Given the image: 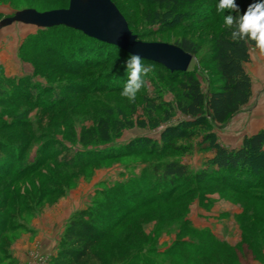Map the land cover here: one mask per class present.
<instances>
[{"label": "rangeland", "instance_id": "374dc122", "mask_svg": "<svg viewBox=\"0 0 264 264\" xmlns=\"http://www.w3.org/2000/svg\"><path fill=\"white\" fill-rule=\"evenodd\" d=\"M68 1L0 0V53L9 57L7 66L0 65L18 83V89L9 92L10 103H0L6 109L0 111V139L22 156L19 167L27 159H35L36 149L44 146V163L37 171L20 177L11 172L0 182V264H48L60 248L70 217L77 210L94 209L100 202L108 204L110 194L115 217L126 215L97 243L98 256L87 264H264V173L256 178L260 187L251 190L254 198L221 190L209 179L192 180L181 183L177 193L184 194L180 198L152 200L134 211L159 190L151 165L178 159L190 171H197L212 149L211 142L203 143L204 133L212 132L221 142H236L242 132L237 124L245 129L251 112L243 114V106L222 124L209 120L206 106L200 120L182 115L175 107L178 75L155 61L143 63L152 69L132 103L120 95L127 79L122 65L125 57L111 58L104 66L78 73L51 68L47 58L63 65L61 55H70L64 39L69 33L43 32L40 27L6 23L5 19L35 6L67 7ZM111 1L142 41L172 43L180 36L199 41L201 50L192 55L187 70L200 81L203 93H208L218 73L201 57H207L211 34L223 26L221 15L200 22L185 17L179 25L161 27L151 18L162 12L155 4L139 8L132 0ZM216 3L193 0L180 9L191 14L207 9L210 15L216 12ZM33 36H40L39 44ZM115 68H120L118 77H105L104 84L90 82ZM80 81L86 82L82 91L75 88ZM40 101L52 110H41ZM24 110L28 113L22 115ZM22 119L40 132L23 151L17 134L20 126L8 125ZM93 129L98 136H92ZM104 130L107 141L98 138L104 137ZM205 144L210 146L208 150ZM87 150L90 152L84 153ZM97 151L122 153L84 164ZM77 154L82 160L78 161ZM254 161L259 168L264 164L262 155ZM101 223L107 227L112 221Z\"/></svg>", "mask_w": 264, "mask_h": 264}, {"label": "trees", "instance_id": "16d2710c", "mask_svg": "<svg viewBox=\"0 0 264 264\" xmlns=\"http://www.w3.org/2000/svg\"><path fill=\"white\" fill-rule=\"evenodd\" d=\"M132 1L135 3L136 7L139 8L150 7L154 4L162 8L161 13L156 12L151 17L154 22L159 23L161 27L179 25L185 17H192L194 20L197 19V21L200 22L205 19L212 20L220 15L216 12L207 15L209 14L207 9L206 11L192 14L180 9L184 4H189L193 0ZM236 3L240 6L241 12H243L248 4L252 3V0H236ZM32 8L38 11H44L63 7L51 5L48 8H38L36 6ZM119 11L121 12L120 9ZM227 11L228 10H226V12ZM121 14L124 16L123 12H121ZM124 18L126 19L125 16ZM126 21L130 30L133 32L128 20ZM219 29V32L211 34L207 57H201L203 61L212 63L214 69L218 73L206 95L201 89L200 81L188 70L172 72L163 65L158 64L172 75H178L174 81L177 88L175 107L182 115L200 120L205 114L204 107L206 106L209 112V120L217 124H222L232 114L246 105L251 98V77L245 70L244 64L250 61L249 50L250 47L254 46L253 42L250 41H233L230 37L231 30L226 29L224 26ZM41 30H43V32L62 31L64 33L63 35L67 32L69 33L63 38L66 39L69 44L67 48L69 49L70 55H61L64 60L63 65L53 58H47L51 64V68L56 67L64 69L65 71L78 73L80 70L104 66L108 64L111 58L118 59L129 55L114 45L101 42L83 34L81 31L64 25L41 28ZM32 38L33 41L35 40V44H39L36 41H40L38 39L40 36H33ZM172 43L178 45L192 55L198 54L201 50L200 42L188 36H180ZM31 45L32 44H30V46ZM24 46L25 44H23V46L21 45L20 50ZM39 49L40 47L37 50ZM36 54L39 55L40 53L36 52ZM146 61L151 60L142 59V63ZM119 71L120 68H115L111 71L101 73L90 82L98 81L100 84H104L107 80L105 77L111 78L113 75L118 77L119 74L117 75V73H119ZM15 80L16 79L13 77L5 75L0 65V103L4 101L10 103L9 99L11 98L9 92H14L18 89V83H15ZM112 81L116 82L115 80ZM75 86H77L75 88H80L82 91L86 88V82L80 81ZM24 100L25 103L28 104V96H26ZM40 102L42 104L40 105L41 110H46L47 112L52 110L50 105L43 101ZM2 110L6 109L0 106V111ZM27 113V110H24L21 114L25 115ZM22 120L23 121H18L17 123L13 120L11 124H8L10 126L9 128L17 126L21 128L17 133L21 138V151L27 149L30 141L36 140V138H38L37 135L40 133L38 129L30 128L29 121H26V119ZM102 134H105L104 137L98 138L107 141L109 137L106 135V131L104 130ZM94 135L98 136L96 129L92 130V136ZM83 136L84 133H81V139ZM186 136H189V134H186ZM1 140L2 139H0V182L11 172L13 175L20 177L25 173L37 171L38 167L44 163V158L42 156V153H44V146L42 144L36 149L37 156L35 159L29 158L23 166L19 167L20 160L23 159L22 156L19 154L17 155L13 147L9 146V143L6 141V143H2ZM137 141L139 140H135V142ZM206 142H211L212 149L210 153L203 158L202 168L195 172L190 171L188 166L178 159L161 161L151 165V176L157 180L159 190L155 195L148 196L147 199L145 198L143 201L144 203L136 205L134 211L152 202V200L173 201L180 198L184 194L182 192L177 193V191L180 190L181 183L191 182L192 180L193 182L200 183L205 179H209L215 182L221 190L228 189L232 193L249 195L254 198L251 194V190L260 187L258 185L260 184L258 179H260L264 173V164L259 168L260 166L254 161L256 156L262 155L264 158V128L250 135H245L238 147H229L221 144L214 137L212 132L204 133L203 143ZM128 144H130V142L127 143V145ZM209 147L210 146L205 144L204 148L208 150ZM89 152L90 151L87 150L84 153ZM94 153L95 154L92 156H88L84 159V164L97 159L117 157L122 152L98 153L97 151ZM32 159L33 161H31ZM77 159H79L78 161L82 160L80 154H77ZM35 162L37 163L36 165ZM13 164L18 165L13 168ZM110 200H112L111 194L108 204L100 202L95 205L94 209H80L70 217L62 235L60 248L48 264H87L93 257L96 258L98 256L96 250H94L97 243L106 236L108 231H112L117 227L126 215L123 213L115 217L114 212L111 210ZM262 200L264 201V198ZM86 216H88L87 219L85 218ZM101 220H110L112 223L107 227H103Z\"/></svg>", "mask_w": 264, "mask_h": 264}, {"label": "water", "instance_id": "95a60500", "mask_svg": "<svg viewBox=\"0 0 264 264\" xmlns=\"http://www.w3.org/2000/svg\"><path fill=\"white\" fill-rule=\"evenodd\" d=\"M5 20L40 28L64 25L128 54L138 53L142 59L158 62L172 72L186 71L192 59L191 53L176 44L138 39L111 0H69L67 7L44 11L25 8Z\"/></svg>", "mask_w": 264, "mask_h": 264}, {"label": "clouds", "instance_id": "9594fccd", "mask_svg": "<svg viewBox=\"0 0 264 264\" xmlns=\"http://www.w3.org/2000/svg\"><path fill=\"white\" fill-rule=\"evenodd\" d=\"M215 9L222 16L223 26L231 30L233 41L253 42L254 48L264 54V0H252L243 12L236 0H217ZM122 65L127 79L123 82L120 95L132 103L144 86L152 66L143 64L142 57L135 52L127 55Z\"/></svg>", "mask_w": 264, "mask_h": 264}, {"label": "crops", "instance_id": "0c3cea01", "mask_svg": "<svg viewBox=\"0 0 264 264\" xmlns=\"http://www.w3.org/2000/svg\"><path fill=\"white\" fill-rule=\"evenodd\" d=\"M249 53L250 61L244 64V68L251 77L252 95L249 102L244 105L246 107L243 110V114L247 115L249 111L251 113L248 114L249 118L246 120L245 129L243 128V125L237 124L239 130L242 129V132L240 138H238L236 142L219 141L221 144L229 147H238L245 135H250L257 130L264 128V54L256 48L253 52L249 50ZM3 56L4 55L0 53V64L5 67L9 64V57ZM250 64L252 65L250 66ZM251 102H253V106L250 105Z\"/></svg>", "mask_w": 264, "mask_h": 264}]
</instances>
